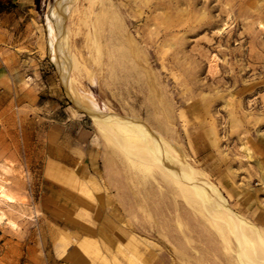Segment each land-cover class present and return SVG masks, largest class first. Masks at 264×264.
<instances>
[{
  "label": "rangeland",
  "instance_id": "obj_1",
  "mask_svg": "<svg viewBox=\"0 0 264 264\" xmlns=\"http://www.w3.org/2000/svg\"><path fill=\"white\" fill-rule=\"evenodd\" d=\"M55 5L0 0V264H234L68 96ZM64 24L74 87L148 121L264 228V0H78Z\"/></svg>",
  "mask_w": 264,
  "mask_h": 264
},
{
  "label": "bare ground",
  "instance_id": "obj_2",
  "mask_svg": "<svg viewBox=\"0 0 264 264\" xmlns=\"http://www.w3.org/2000/svg\"><path fill=\"white\" fill-rule=\"evenodd\" d=\"M77 2L56 0L48 20L50 49L68 96L82 113L92 119L99 132L126 155L130 166L142 174L143 181L153 177L159 183L157 186H164L168 193L173 194L171 196L183 199L196 215L206 218L208 224L216 229L219 241L232 254L234 264H264V228L236 212L219 186L206 173L192 166L180 149L171 145L163 133L138 114L100 111L94 101L86 99L85 94L74 87L70 77L72 62L66 57V53L71 51V43L64 22L66 13ZM15 201L7 188L0 185V203L10 204ZM83 246L88 250L90 244L85 243ZM130 260L138 264L137 260Z\"/></svg>",
  "mask_w": 264,
  "mask_h": 264
},
{
  "label": "crops",
  "instance_id": "obj_3",
  "mask_svg": "<svg viewBox=\"0 0 264 264\" xmlns=\"http://www.w3.org/2000/svg\"><path fill=\"white\" fill-rule=\"evenodd\" d=\"M32 248H35V246ZM30 250H34V249H30ZM55 260H61V258L57 257L56 255H54ZM71 264H85V258L82 257V255L80 253H77L76 251L73 252V254L71 255Z\"/></svg>",
  "mask_w": 264,
  "mask_h": 264
},
{
  "label": "trees",
  "instance_id": "obj_4",
  "mask_svg": "<svg viewBox=\"0 0 264 264\" xmlns=\"http://www.w3.org/2000/svg\"><path fill=\"white\" fill-rule=\"evenodd\" d=\"M36 1V3H39V0H35Z\"/></svg>",
  "mask_w": 264,
  "mask_h": 264
}]
</instances>
